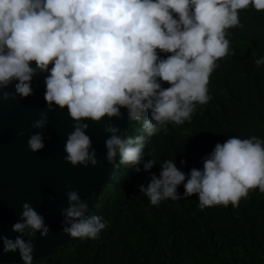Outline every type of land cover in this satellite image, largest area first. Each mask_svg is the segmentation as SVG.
<instances>
[{"label": "clouds", "instance_id": "clouds-1", "mask_svg": "<svg viewBox=\"0 0 264 264\" xmlns=\"http://www.w3.org/2000/svg\"><path fill=\"white\" fill-rule=\"evenodd\" d=\"M250 6L264 11V0H0V102L32 96L33 80L43 77L46 110L31 125L32 153L45 147L48 113L66 110L72 131L65 163L98 166L86 134L91 122L103 124L109 165L139 173L143 163L150 172L157 159L150 150L145 162L148 141L170 124L190 123L197 107L209 103L211 74L230 54L228 30L241 26L239 13ZM255 63L264 65V57ZM122 109L127 121L140 123L141 134L122 133L114 123L123 119ZM201 164L185 173L176 160L165 159L139 191L151 206L195 195L201 210L236 207L250 190L264 193V139L229 136ZM67 188L62 233L99 239L107 222ZM12 231L14 239L0 235L2 254L18 252L22 264H33L37 233L41 238L50 233L44 217L25 202Z\"/></svg>", "mask_w": 264, "mask_h": 264}, {"label": "trees", "instance_id": "trees-1", "mask_svg": "<svg viewBox=\"0 0 264 264\" xmlns=\"http://www.w3.org/2000/svg\"><path fill=\"white\" fill-rule=\"evenodd\" d=\"M240 27L229 29L230 54L217 61L208 84L212 99L198 106L191 122L168 125L148 141L157 165L136 173L121 165L100 189L93 214L107 227L99 239L73 238L38 260L54 264H264V193L250 190L239 205L201 210L198 197L166 200L159 206L139 191L159 164L176 160L185 173L229 136L264 139V11L251 6L239 13ZM242 28V30H241ZM234 53V54H232ZM227 83V84H226ZM167 87V85H164ZM127 135L141 134L139 122L127 121ZM186 163L182 166L180 161ZM119 163V158H118ZM178 192L183 196L181 185Z\"/></svg>", "mask_w": 264, "mask_h": 264}, {"label": "water", "instance_id": "water-1", "mask_svg": "<svg viewBox=\"0 0 264 264\" xmlns=\"http://www.w3.org/2000/svg\"><path fill=\"white\" fill-rule=\"evenodd\" d=\"M32 87L34 94L26 99L0 102V235L14 239L17 234L12 231V225L20 219L21 206L25 202L31 204L50 228L46 238L37 233L33 241V257L37 260L73 239L62 233L61 211L68 206L67 186L78 191L93 211L100 189L116 167L106 161L103 124L92 125L91 122H88L90 127L86 134L97 152L98 166L73 168L65 163L64 145L67 133L72 131V121L66 110L48 113V124L43 130L45 147L32 153L27 147V140L34 131L31 125L46 110L43 77H36ZM122 112L123 119L114 123L123 133L127 131V111L122 109ZM21 131L23 136L18 135ZM12 263H22L19 253L2 254L0 248V264Z\"/></svg>", "mask_w": 264, "mask_h": 264}, {"label": "built area", "instance_id": "built-area-1", "mask_svg": "<svg viewBox=\"0 0 264 264\" xmlns=\"http://www.w3.org/2000/svg\"><path fill=\"white\" fill-rule=\"evenodd\" d=\"M12 264H22V263H12ZM33 264H54V262L48 259H42V260L33 261Z\"/></svg>", "mask_w": 264, "mask_h": 264}, {"label": "bare ground", "instance_id": "bare-ground-1", "mask_svg": "<svg viewBox=\"0 0 264 264\" xmlns=\"http://www.w3.org/2000/svg\"><path fill=\"white\" fill-rule=\"evenodd\" d=\"M241 30H242V28H241ZM227 84V83H226ZM108 182V181H107Z\"/></svg>", "mask_w": 264, "mask_h": 264}]
</instances>
